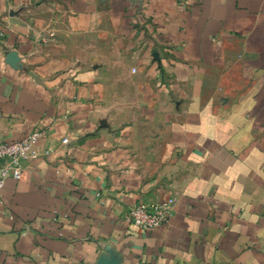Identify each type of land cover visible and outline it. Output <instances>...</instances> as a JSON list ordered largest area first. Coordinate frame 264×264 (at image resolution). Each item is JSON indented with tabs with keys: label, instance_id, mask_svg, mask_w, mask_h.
I'll use <instances>...</instances> for the list:
<instances>
[{
	"label": "crops",
	"instance_id": "crops-1",
	"mask_svg": "<svg viewBox=\"0 0 264 264\" xmlns=\"http://www.w3.org/2000/svg\"><path fill=\"white\" fill-rule=\"evenodd\" d=\"M34 131L0 264H264V0H0V140Z\"/></svg>",
	"mask_w": 264,
	"mask_h": 264
},
{
	"label": "built area",
	"instance_id": "built-area-1",
	"mask_svg": "<svg viewBox=\"0 0 264 264\" xmlns=\"http://www.w3.org/2000/svg\"><path fill=\"white\" fill-rule=\"evenodd\" d=\"M43 136V131H34L16 142L0 140V203L7 181L9 179L20 181L26 164L39 156L36 147ZM62 143L69 144V140L65 138ZM174 205L173 198L155 205H137L126 213L125 221L143 232L157 230L169 224Z\"/></svg>",
	"mask_w": 264,
	"mask_h": 264
},
{
	"label": "rangeland",
	"instance_id": "rangeland-1",
	"mask_svg": "<svg viewBox=\"0 0 264 264\" xmlns=\"http://www.w3.org/2000/svg\"><path fill=\"white\" fill-rule=\"evenodd\" d=\"M124 113H126V111ZM123 118H125V116Z\"/></svg>",
	"mask_w": 264,
	"mask_h": 264
}]
</instances>
